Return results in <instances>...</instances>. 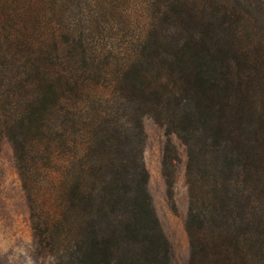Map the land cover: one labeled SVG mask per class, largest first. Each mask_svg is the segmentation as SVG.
<instances>
[{
    "label": "trees",
    "instance_id": "16d2710c",
    "mask_svg": "<svg viewBox=\"0 0 264 264\" xmlns=\"http://www.w3.org/2000/svg\"><path fill=\"white\" fill-rule=\"evenodd\" d=\"M146 117L170 202L186 150L189 264H264V0H0L1 128L54 264H170Z\"/></svg>",
    "mask_w": 264,
    "mask_h": 264
},
{
    "label": "rangeland",
    "instance_id": "374dc122",
    "mask_svg": "<svg viewBox=\"0 0 264 264\" xmlns=\"http://www.w3.org/2000/svg\"><path fill=\"white\" fill-rule=\"evenodd\" d=\"M0 121V264H54L53 253L39 244L32 228L31 205L23 188L10 139L3 134ZM145 143L143 165L148 173L147 192L170 245V264H189V240L185 228L189 195L185 180L186 150L175 135L169 139L180 164L173 187V200L166 196L161 172L164 128L153 119H143ZM49 167L48 159H34ZM46 189V185H43Z\"/></svg>",
    "mask_w": 264,
    "mask_h": 264
}]
</instances>
